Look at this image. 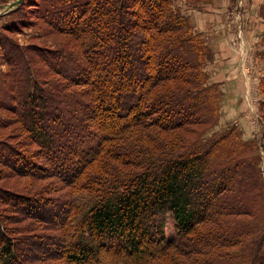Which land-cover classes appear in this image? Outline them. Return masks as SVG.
<instances>
[{"label":"trees","instance_id":"trees-1","mask_svg":"<svg viewBox=\"0 0 264 264\" xmlns=\"http://www.w3.org/2000/svg\"><path fill=\"white\" fill-rule=\"evenodd\" d=\"M25 1L76 47L34 49L44 71L0 40V127L23 135L0 137V180L56 181L32 196L0 186V264H264L259 159L246 154L256 144L232 127L208 134L213 51L187 15L170 0H19L14 11ZM6 212L29 221L14 230ZM36 230L52 233L32 240Z\"/></svg>","mask_w":264,"mask_h":264},{"label":"rangeland","instance_id":"rangeland-1","mask_svg":"<svg viewBox=\"0 0 264 264\" xmlns=\"http://www.w3.org/2000/svg\"><path fill=\"white\" fill-rule=\"evenodd\" d=\"M13 1L15 0H0V40L5 43V49L11 42L16 43L22 48L20 54L24 50L35 61L36 67L46 71L48 67L39 59L34 49H53L62 42L76 47L75 40H68L63 34L56 33L50 25L34 16L37 13L34 10L35 5L28 6L25 1L21 11L16 12L12 7ZM170 4L178 6L187 15L194 31L200 33L213 51L212 59L204 65V69L208 76L207 81L218 84L220 95L217 118L208 134L232 127L239 132L241 139L252 140L256 144V149L249 148L246 154L251 155L255 151L257 153L264 194V85H261L264 80V0H211L197 4L189 0H170ZM45 57L50 59L52 55L48 53ZM8 68L0 43V80ZM19 71L25 75L26 62L20 65ZM124 81L128 82L130 78L125 75ZM4 104L10 105L7 102ZM4 111L7 117H12L7 110ZM18 133V124L15 122L0 127V137H7L13 143L23 139V135ZM34 148L33 144L26 149L31 152ZM55 182L53 178L27 182L25 178L12 174L2 178L0 186L32 196V189L51 187ZM65 188L62 187L54 193H45L41 197L52 199L64 192ZM257 192L260 193L261 188ZM6 213L13 221L19 220L9 224L14 230L16 227H24L29 221L26 217L18 218L13 212ZM160 218L164 221V232L173 236V220L169 212H163ZM47 231L52 233L51 230H36L32 232L34 235L30 233V237L32 240L40 239L41 236H46Z\"/></svg>","mask_w":264,"mask_h":264},{"label":"water","instance_id":"water-1","mask_svg":"<svg viewBox=\"0 0 264 264\" xmlns=\"http://www.w3.org/2000/svg\"><path fill=\"white\" fill-rule=\"evenodd\" d=\"M17 2H19V0H15V1H13L12 4H15V3H17Z\"/></svg>","mask_w":264,"mask_h":264},{"label":"built area","instance_id":"built-area-1","mask_svg":"<svg viewBox=\"0 0 264 264\" xmlns=\"http://www.w3.org/2000/svg\"><path fill=\"white\" fill-rule=\"evenodd\" d=\"M263 164V161L261 162V165Z\"/></svg>","mask_w":264,"mask_h":264},{"label":"crops","instance_id":"crops-1","mask_svg":"<svg viewBox=\"0 0 264 264\" xmlns=\"http://www.w3.org/2000/svg\"><path fill=\"white\" fill-rule=\"evenodd\" d=\"M239 21H240V19H239ZM240 25H241V21H240Z\"/></svg>","mask_w":264,"mask_h":264}]
</instances>
